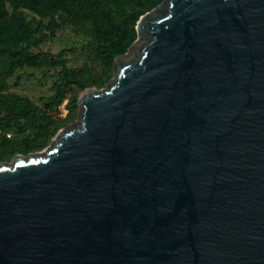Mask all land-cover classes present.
<instances>
[{
	"label": "water",
	"instance_id": "95a60500",
	"mask_svg": "<svg viewBox=\"0 0 264 264\" xmlns=\"http://www.w3.org/2000/svg\"><path fill=\"white\" fill-rule=\"evenodd\" d=\"M44 152L0 162V264H264V0H164Z\"/></svg>",
	"mask_w": 264,
	"mask_h": 264
},
{
	"label": "trees",
	"instance_id": "16d2710c",
	"mask_svg": "<svg viewBox=\"0 0 264 264\" xmlns=\"http://www.w3.org/2000/svg\"><path fill=\"white\" fill-rule=\"evenodd\" d=\"M164 0H0V128L12 138L0 143V162L44 148L79 109V90L103 87L114 77V62L137 40V23ZM26 11L39 19L35 23ZM62 25L84 35L102 72L74 68L66 50L38 48ZM26 66L58 69L56 92L43 105L9 92V78ZM68 110V115L65 111Z\"/></svg>",
	"mask_w": 264,
	"mask_h": 264
},
{
	"label": "rangeland",
	"instance_id": "374dc122",
	"mask_svg": "<svg viewBox=\"0 0 264 264\" xmlns=\"http://www.w3.org/2000/svg\"><path fill=\"white\" fill-rule=\"evenodd\" d=\"M28 17L32 19L35 23L39 19L36 15H34L30 11H26ZM89 40L82 34L78 33L72 27L62 25L61 28L57 31V33L46 40L38 50L46 51L52 54H58L61 51L66 50V61L69 66L74 68H81L84 65H90L91 69L99 75L102 72V68L98 66V64L92 60L90 54V44ZM115 63V62H114ZM58 69H50L47 67L44 68H36L31 66H26L22 69H19L15 75L9 78L10 88L9 92L17 93L24 96L30 97L34 102L39 105H43L47 99L55 94L56 92V73L59 72ZM114 77H115V65H114ZM107 82V84L103 87H98L96 85H92L97 89H103L106 87L113 79ZM86 88L82 91L79 90V100L81 96L85 93ZM79 103V101H78ZM80 113V104L77 113L69 120L68 124L62 127L60 131L65 129L67 126L75 123L79 118ZM65 114L68 115V110L65 111ZM54 136L48 145L40 150H35L31 153H40L44 152L49 148L53 142L56 140L57 135ZM26 155L25 153H17L15 155ZM14 155V156H15ZM14 156L10 159L5 160L8 162H12L14 160ZM3 162V161H2Z\"/></svg>",
	"mask_w": 264,
	"mask_h": 264
},
{
	"label": "built area",
	"instance_id": "2783aa9c",
	"mask_svg": "<svg viewBox=\"0 0 264 264\" xmlns=\"http://www.w3.org/2000/svg\"><path fill=\"white\" fill-rule=\"evenodd\" d=\"M13 133L0 128V143L3 138H12Z\"/></svg>",
	"mask_w": 264,
	"mask_h": 264
}]
</instances>
